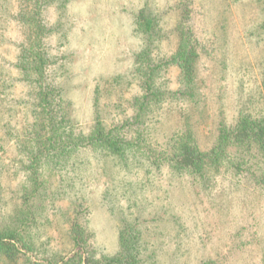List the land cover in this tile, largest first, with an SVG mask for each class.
<instances>
[{
    "label": "rangeland",
    "instance_id": "374dc122",
    "mask_svg": "<svg viewBox=\"0 0 264 264\" xmlns=\"http://www.w3.org/2000/svg\"><path fill=\"white\" fill-rule=\"evenodd\" d=\"M42 1L46 81L62 90L69 124L88 133L99 119L128 139L139 131L142 148L126 163L90 149L71 167L46 162L36 188L20 114L36 88L12 68L27 40L18 14L26 0H0V230L19 229L24 244L0 252V264H102L122 255L116 264L134 255V264H264L263 189L242 175L201 181L151 163L170 152L177 130L192 129L206 149L220 121L264 119V0ZM139 13L157 18L150 38ZM183 43L197 53L195 101L169 96L148 125L130 124L143 93L138 67L156 65V85L178 89L181 65L167 60ZM76 224L81 247L72 240Z\"/></svg>",
    "mask_w": 264,
    "mask_h": 264
},
{
    "label": "trees",
    "instance_id": "16d2710c",
    "mask_svg": "<svg viewBox=\"0 0 264 264\" xmlns=\"http://www.w3.org/2000/svg\"><path fill=\"white\" fill-rule=\"evenodd\" d=\"M43 3L42 0H26L23 8H20L18 14L26 23L28 34L27 40L22 43L16 56V61L12 64V68L20 74V80H25L36 88L32 107L29 106V108L26 104V109H21L20 114L28 121L25 127L27 128L26 137L30 141L28 159L32 166L31 180L38 190L42 182L39 178V167L46 162H52L57 170L66 168L67 165L71 167L77 163L81 151L90 149L113 155L126 163L142 148L139 131L134 139H128L114 132L117 127L106 128L99 119L95 120L88 133L77 131L69 124L70 120L65 113L61 112V105L64 103L62 90L53 82L46 81L47 57L43 39L48 29L42 13ZM28 4L29 9L26 10ZM156 20V16L150 13L136 15L138 27L148 35V38L156 32H154ZM187 48V44L183 43L167 60V63L176 62L181 65L183 84L176 90H165L156 85L153 79L156 65L148 63L146 69L138 67L141 78L143 77V93L136 97L135 112L130 124L136 125L137 128L144 126L143 124L148 125V121H152V118L156 116L155 110L161 108L169 96L195 101L198 85L194 62L197 53L194 47ZM147 49L142 52L146 54L145 58L148 56ZM5 82L1 80V85ZM1 140L3 139L0 136V148ZM169 140L172 142L169 145L172 147L169 149L170 152L165 156H163L164 153L154 156L152 164L160 166L166 163L176 171L188 172L194 179L201 181H206L213 173L222 171L230 175H242L264 190V172L261 168L264 163V119L241 113L231 124L220 121L216 126L214 141L206 149L201 148L194 131L188 127L175 131ZM141 151L140 154L143 155L149 153L145 149ZM80 230L76 224L72 240L77 247H81V240L78 237ZM19 234V229L0 230V252L8 256L18 253L20 244L24 245L21 243ZM121 239L126 247L128 242L125 235H122ZM127 254L131 255V250ZM123 257L125 258L126 255L115 260L110 258L102 264H116ZM132 257H130L132 258L130 264L136 261L135 255ZM64 261L51 264H64ZM86 261L88 262L87 259ZM202 264L211 263L203 262Z\"/></svg>",
    "mask_w": 264,
    "mask_h": 264
}]
</instances>
